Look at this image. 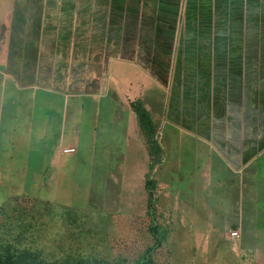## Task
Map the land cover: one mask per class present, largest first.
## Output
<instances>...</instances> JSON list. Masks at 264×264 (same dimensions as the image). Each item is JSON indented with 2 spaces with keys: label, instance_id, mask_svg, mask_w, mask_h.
Masks as SVG:
<instances>
[{
  "label": "crops",
  "instance_id": "crops-1",
  "mask_svg": "<svg viewBox=\"0 0 264 264\" xmlns=\"http://www.w3.org/2000/svg\"><path fill=\"white\" fill-rule=\"evenodd\" d=\"M236 1L223 0L219 11L214 0H187L184 9L183 0H12L7 32L0 29V112L14 96L13 118L24 105L30 122L36 110L46 111L51 126L42 132L61 154H73L62 152L69 147L79 153L84 124L103 151H113L105 142L114 137L106 140L97 126L112 125L115 133L117 126L128 153L115 154L117 171L130 170L111 176L124 173L115 181L132 187L143 180L146 188L159 164L151 171L133 105L141 102L156 130L169 124L166 145H202L203 165L190 160L191 193L202 188L212 217L216 188H227L233 203L222 218L240 237L225 227L219 236L264 264V0ZM155 138L164 144L157 131ZM181 152L170 161L162 154V173L154 175L161 202L176 215L199 207L180 186Z\"/></svg>",
  "mask_w": 264,
  "mask_h": 264
},
{
  "label": "rangeland",
  "instance_id": "rangeland-1",
  "mask_svg": "<svg viewBox=\"0 0 264 264\" xmlns=\"http://www.w3.org/2000/svg\"><path fill=\"white\" fill-rule=\"evenodd\" d=\"M186 1L183 0V9ZM239 1L233 3L238 4ZM223 3V0H214L213 4L218 8V5L224 6ZM11 5L12 0H0V29L4 27V32ZM183 21L184 18L181 28ZM4 32L2 36H5ZM1 93L0 85V101ZM13 98L6 99V105L0 112V245L11 244L20 250L34 251L42 261L53 263L84 256L137 264L147 250L154 248L150 264H256L251 254L240 246L226 243L219 236V228L225 227L229 235L234 231L231 230V222H224V213H221L233 203L227 188H216L211 203L218 205V211L211 217L204 209L207 199L202 196V188L191 193L188 187L187 174L193 163L196 162L198 168L205 162L202 145L199 144L200 149L197 145L190 151L182 147L183 143L189 142L175 140L166 145L167 135H170L169 124L160 123L157 130L155 127L159 138L164 141L161 144V140L156 139L161 147V157L162 154L167 155L170 161L179 150H183L180 186L184 189V197L193 194L196 204L202 208L198 207V211L192 213L188 206L189 210L183 215H176L173 207V211L167 210L168 205H163L160 200V187L154 177L162 173L159 160L158 171L155 173L154 170L147 176V179L153 178L156 185L151 209L149 192L142 185L143 180H136L132 187L126 180L118 181L125 174L117 173L125 168L130 170L127 165L117 171L119 166L115 163V154L125 157L127 153L121 129L116 126L115 133L112 125L105 126L99 122L97 127L104 130V138L114 137L115 140L105 142L115 147L113 151L106 152L101 148L102 141L89 137L84 124L80 129L79 153L61 154L55 148L54 137L45 139L42 132L51 126L46 111L36 110L35 118L30 122L24 105L20 114L13 118L11 112L17 113L14 109L16 98ZM54 119L55 127L59 126L61 119L57 116ZM69 126L70 121L66 125V135L69 134ZM159 128L164 135H160ZM105 153L112 156L102 155ZM129 159L131 161V157ZM169 168L166 167V171ZM112 172L117 173L111 176ZM115 176L118 177L116 181ZM228 219L231 218L228 216ZM261 252L260 259L264 263L263 249Z\"/></svg>",
  "mask_w": 264,
  "mask_h": 264
},
{
  "label": "trees",
  "instance_id": "trees-1",
  "mask_svg": "<svg viewBox=\"0 0 264 264\" xmlns=\"http://www.w3.org/2000/svg\"><path fill=\"white\" fill-rule=\"evenodd\" d=\"M134 108L138 114L139 124L142 133L144 134L149 152L151 153V171L154 169L155 165L161 159L160 146L155 138L156 130L151 119V115L148 110L143 106L141 102H137ZM155 180L153 178H148L146 183V188L149 192V206L153 209L154 206V196H155ZM154 248L146 251L143 257L139 260L137 264H150L151 253ZM0 264H124L121 262H108L102 261L98 258H89L84 256H73L66 261H61L57 263L42 261L37 253L31 250H20L9 244L8 246L0 245Z\"/></svg>",
  "mask_w": 264,
  "mask_h": 264
},
{
  "label": "built area",
  "instance_id": "built-area-1",
  "mask_svg": "<svg viewBox=\"0 0 264 264\" xmlns=\"http://www.w3.org/2000/svg\"><path fill=\"white\" fill-rule=\"evenodd\" d=\"M161 134L162 133L160 132V135ZM62 152L63 153H74V152H76V148H74V147L63 148ZM231 236L233 238H239L240 237V232L238 230H234V231L231 232Z\"/></svg>",
  "mask_w": 264,
  "mask_h": 264
}]
</instances>
